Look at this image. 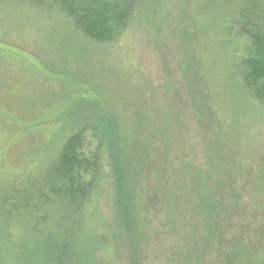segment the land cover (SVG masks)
<instances>
[{
    "label": "trees",
    "instance_id": "1",
    "mask_svg": "<svg viewBox=\"0 0 264 264\" xmlns=\"http://www.w3.org/2000/svg\"><path fill=\"white\" fill-rule=\"evenodd\" d=\"M2 2L57 19L84 51H91L92 63L110 62L98 56L99 50L113 47L139 18L151 30L143 44L155 50V34L165 37L166 29L174 36L179 28L170 0ZM149 11L158 14L154 21L150 22ZM191 15L184 21L203 31L195 35L201 41L187 39L191 61L190 67L181 64L186 74L184 94L167 77L158 86L136 70L118 72L110 64L101 63L93 83L84 74L75 76L67 66L61 70L42 65V83L29 105L37 114L57 113L59 133L41 154L36 172L0 183V264H87V260L95 264V250L104 234L86 230V217L105 193L115 223L126 238L130 236L132 264H149L163 241L184 259L190 255V264L202 255L238 263L234 253L255 220L260 221L264 205L257 193L247 196L245 190L255 172L260 175L253 178L251 188L264 191V161L254 158L256 147L248 134L239 126L234 129L244 108H234L228 122L215 104L210 93L213 78L205 76L215 65L209 59L206 35L220 33L225 67L232 77L233 105L241 95L262 113L264 0H196ZM166 48L156 50L163 62ZM50 61L71 62L62 54L37 62ZM103 85L112 87L115 95ZM185 102L197 111L201 150L188 139L192 130L181 116ZM108 178L106 190L103 184ZM248 202L251 209L240 213ZM241 217L251 222L248 228L238 224ZM253 264H264V253Z\"/></svg>",
    "mask_w": 264,
    "mask_h": 264
},
{
    "label": "rangeland",
    "instance_id": "2",
    "mask_svg": "<svg viewBox=\"0 0 264 264\" xmlns=\"http://www.w3.org/2000/svg\"><path fill=\"white\" fill-rule=\"evenodd\" d=\"M160 1L167 3L168 0ZM170 1L172 3V12L171 9L170 12L176 17H180L179 20L175 17V22L179 28L175 30L176 35L174 36H171L166 29L162 30L165 37L155 34V40L152 43L159 52H162L164 46H167L162 54L165 62L159 60V54L149 43L143 44L151 31L143 19L139 18L136 26L122 36L113 47L99 50L98 56L110 62L92 63L91 51H84L74 41L70 33L59 24L57 19L39 11L28 12L24 10L23 6L15 7L13 4L5 2L0 4V183L20 180L24 175L36 172L40 164L41 154L59 133L58 125L60 123L54 120L57 113L46 116L45 113L37 114L30 109L29 101L32 99L33 93H38L36 90L42 83V65L61 70L67 66L75 76L79 77L84 74L82 76L93 83L96 81L94 80L96 70L101 63L104 66L110 64L116 67L118 72L121 70L134 72L136 70V73L150 78L158 86L163 78L167 77L173 83L175 81L183 93L186 74L181 64L190 67L189 62L191 61V57L188 56L189 51L186 50L187 39L189 43L192 39H195V43L201 41L195 38V35L203 30L197 31L193 22L184 21L185 18L191 19L193 3L196 0ZM147 15L150 16L148 17L150 22L158 17V14L151 11ZM170 24L173 30L174 17L171 18ZM157 25L160 26V24ZM209 33L206 35L208 55L211 62L215 63L211 75H205L213 78V81L208 78L213 83L210 93L215 99L220 114L228 122L234 114V108L240 105L244 108L237 115L234 129L239 126L240 132L243 129L244 134H248V140L254 143L256 147L254 158L256 156L257 162L260 163V161H264V111L261 113L252 108L250 103L245 102V98L241 95H238L237 105H233L235 100L232 98V83L230 82L232 77L228 74V68L225 67L226 60L219 40L220 33L218 30ZM211 36L215 39L212 40ZM60 50L64 52L61 53ZM60 54L67 56L71 62H37L44 58L56 60ZM116 57H120L122 62H111L112 58ZM202 63L200 62L201 65ZM106 70V68H102L103 72ZM190 70L192 71L190 76H192L193 69ZM198 74L199 72L195 75ZM102 87L107 89L110 94L115 95L116 91L112 87L108 85ZM54 89L57 92L60 91L57 87ZM90 95H92L91 92ZM74 99L72 96V104ZM180 104L183 105L182 102ZM38 108L41 109V107ZM181 116L183 117V124L192 130L188 139L201 150L200 143H203V136L198 134V132H202V128L198 123L199 118L196 109H192L191 106L188 107L185 102ZM185 125L183 126L185 127ZM254 170L258 169L255 168ZM259 175V173L253 172L245 192L247 196L251 193H257L264 202V191L251 188L253 178ZM110 183L111 178L104 182L103 185L106 190L109 189ZM104 196L90 207L86 217V230H90L93 234H104L100 241L102 245L95 250L97 259L95 264H132L128 246L130 236L128 235L129 238H126V233L122 227L115 223V213L110 203V197L106 193ZM261 208L263 210L258 214L260 221L255 220L252 229L245 234L241 245L237 247L234 253L233 259L239 260L237 264H253L254 260L264 253V205ZM250 209L251 205L248 202L247 209L244 211L240 208L239 212L245 213ZM240 223L246 228L251 225L246 217H241L238 221V224ZM18 232L19 229L14 231V233ZM71 250H68L69 258H72ZM188 256L190 255L185 256L186 259H184L170 242L163 241L149 264H190V257ZM89 262L91 261L87 260V264H91ZM225 263L224 257L220 256V260L216 261L202 255L195 264Z\"/></svg>",
    "mask_w": 264,
    "mask_h": 264
}]
</instances>
